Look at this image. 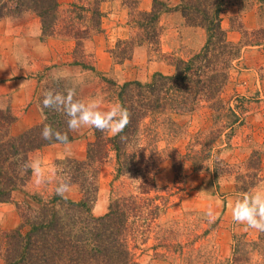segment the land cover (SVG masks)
Returning <instances> with one entry per match:
<instances>
[{"label": "trees", "instance_id": "obj_1", "mask_svg": "<svg viewBox=\"0 0 264 264\" xmlns=\"http://www.w3.org/2000/svg\"><path fill=\"white\" fill-rule=\"evenodd\" d=\"M108 1L72 0L63 7L59 0H0V19L33 11L40 17L44 37L73 41V63L94 70L86 43L105 31L104 4ZM124 3L130 8V23L137 31L128 38H119L111 49L120 62L132 59L140 45H159L160 16L172 10H179L187 24L205 28L206 43L189 59H177L173 73L158 72L149 81L129 80L118 86L117 97L130 111V123L115 136L93 128L96 140L89 143L86 158L69 160L66 178L70 186L77 185L80 189L79 200L56 194L44 202L40 199L32 216L22 215L17 228L0 230L2 264H142L131 241L138 234L146 241L149 223H145V217L152 223L170 203V196H163L165 189L157 185L153 176L148 146L138 144L145 137L142 127L145 125L146 133L150 134L158 130L159 118L190 113L202 104L220 121V128L212 134H232L234 127L243 121L233 98L227 100L224 94L243 50L247 46L264 45L263 25L248 32L237 20L236 27L243 37L236 41L229 38L223 26L226 0H153L149 11ZM135 16L140 19H134ZM246 35L251 38L245 39ZM42 109L44 120L17 135L11 132L15 116L10 109H0V203L11 202L14 192L30 180L32 152L60 143L41 137L45 124L67 132L69 141L75 137L73 131H68L65 115ZM112 152L117 159L116 176L138 172L137 177H133L127 194L113 198L106 213L95 215L101 166ZM207 157L212 161L215 178L235 174L233 166L223 158L213 156L212 152ZM196 164L203 167L199 162ZM261 166L260 152L255 150L245 168L235 174L236 191H251ZM145 209L149 213L143 214ZM226 264H264V232L257 239L236 236L232 256Z\"/></svg>", "mask_w": 264, "mask_h": 264}, {"label": "rangeland", "instance_id": "obj_2", "mask_svg": "<svg viewBox=\"0 0 264 264\" xmlns=\"http://www.w3.org/2000/svg\"><path fill=\"white\" fill-rule=\"evenodd\" d=\"M125 1L141 11H149L153 5V0L106 2L105 31L86 43L89 61L94 63L95 69H84L73 63V45L70 60L49 65L38 75L36 96L40 107L46 91L55 89L64 92L73 79L79 78L82 83L77 88V97L84 100L100 98L102 107L108 109L120 104L117 97L119 85L129 80L149 81L158 72L173 73L177 59H189L205 45V28L187 24L179 10H172L160 16L159 45H140L135 48L132 59L120 62L112 55L111 49L119 38H128L137 31L130 23L131 12ZM67 5L62 4L63 7ZM26 12L34 14L33 11ZM26 12L6 18H22ZM252 12H255L253 17ZM134 19L140 18L135 16ZM237 20L248 32L264 26V2L226 0L223 26L232 40L243 37L236 27ZM46 38L42 33V39ZM249 38L251 36H245V39ZM231 73V82L224 96L227 100L233 98V105H237L238 112L243 116V121L234 127L232 134H212L220 128V121L214 118L206 104L190 113L159 118L158 130L150 134L146 133L145 125L142 127L145 137L138 144L148 146L147 156L153 164L156 183L165 189L163 196H170V203L152 223L145 217V223H149L146 241L141 240L140 234L131 241L137 260L142 264H226L232 256L236 236L257 239L260 233L234 222L231 209L244 194L236 191L235 174L240 168H245L255 150L260 152L262 166L251 191L264 188V45L247 46ZM58 74L66 79H55ZM11 132L17 135L12 127ZM73 135L74 139L69 141L73 142L71 154L63 156V159L56 158L46 164L45 156L38 152L43 147L32 152L30 166L39 161L42 178L32 171L30 180L14 192L12 201L0 203V230L15 229L21 224L22 215L32 216L39 200H50L58 185L68 180L69 160L86 158L89 143L96 140L93 128L81 127L73 131ZM211 152L233 166L235 174L215 178L211 171L212 161L206 158ZM174 162L177 163L175 166ZM197 162L203 167H198ZM116 168V154L112 152L101 166L93 208L95 215L106 213L112 199L127 194L133 177H137L138 172L116 176ZM64 197L79 200L80 189L72 185ZM209 209L217 217L215 222L208 221L206 213ZM148 211L145 209L143 214ZM15 220L18 226L12 228ZM2 262L0 258V264Z\"/></svg>", "mask_w": 264, "mask_h": 264}, {"label": "crops", "instance_id": "obj_3", "mask_svg": "<svg viewBox=\"0 0 264 264\" xmlns=\"http://www.w3.org/2000/svg\"><path fill=\"white\" fill-rule=\"evenodd\" d=\"M59 1L67 5L72 0ZM253 16L255 12H252ZM73 45V41L57 37L42 39V23L36 13L26 12L22 18L0 20V109H10L15 116L12 130L16 134L43 121V111L36 96L38 75L49 65L70 60ZM71 145L73 142L56 143L38 152L49 164L56 158L70 155ZM16 226L17 220L11 227Z\"/></svg>", "mask_w": 264, "mask_h": 264}, {"label": "clouds", "instance_id": "obj_4", "mask_svg": "<svg viewBox=\"0 0 264 264\" xmlns=\"http://www.w3.org/2000/svg\"><path fill=\"white\" fill-rule=\"evenodd\" d=\"M55 79H66L63 75H57ZM82 80L75 78L71 86L64 92L49 89L44 93L42 107L60 112L67 117L68 131H76L87 126L98 131H108L113 136L119 135L128 126L131 113L122 104H115L108 109L102 107V99L90 98L84 100L77 98V88ZM41 137L47 141L67 144L69 142L67 132L54 129L50 124H45L41 131ZM63 159V157H61ZM34 174L42 178V170L39 161L31 164ZM70 190V183L61 182L55 190V194L64 197ZM232 219L237 224H244L248 228H254L264 232V188L244 193L232 206ZM210 223L215 222L216 215L209 209L206 213Z\"/></svg>", "mask_w": 264, "mask_h": 264}]
</instances>
